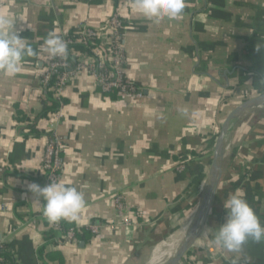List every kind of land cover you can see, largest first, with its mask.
<instances>
[{
	"label": "crops",
	"instance_id": "crops-1",
	"mask_svg": "<svg viewBox=\"0 0 264 264\" xmlns=\"http://www.w3.org/2000/svg\"><path fill=\"white\" fill-rule=\"evenodd\" d=\"M117 11L135 99L101 93L83 72L64 90L62 120L43 119L37 126L43 136H25L21 118L33 119L44 101L40 77L51 58L44 39L74 36L82 24L96 29ZM0 17L36 53L15 76L0 71V244L20 264H150L153 251L192 222L219 120L264 94V0H185L181 15L159 21L136 14L130 0H0ZM250 111L262 125L247 118L255 126L233 132L246 118L237 117L222 145L205 228L179 264H264V239H249L239 252L212 243L226 218L224 202L238 192L264 226V104ZM52 134L64 145L59 183L86 202L78 221L61 220L66 227L119 223L116 196L137 213L131 225L117 231L103 225L98 236L82 229L84 236L69 244L56 245L55 232L48 237L51 222L27 185L45 186L39 168Z\"/></svg>",
	"mask_w": 264,
	"mask_h": 264
},
{
	"label": "built area",
	"instance_id": "built-area-1",
	"mask_svg": "<svg viewBox=\"0 0 264 264\" xmlns=\"http://www.w3.org/2000/svg\"><path fill=\"white\" fill-rule=\"evenodd\" d=\"M80 1V0H73ZM120 13L114 12L100 25L94 29L86 25H80L74 36H64L63 40L67 42V55L71 54L75 58V67L70 68L66 57L50 58L47 63V69L40 77V89L46 90L48 84L53 80L49 89L53 100L58 104V110L47 116L56 123L62 120L61 106L62 97L66 86L79 74L88 73L96 80V86L101 93H114L120 99H135L137 88L130 81L125 73V56L122 41L124 40V26ZM77 46L83 48V51L76 49ZM63 142L57 135L49 136L43 146L42 162L39 168L42 176H45L44 185L51 182H59L62 171L63 161L61 154L63 152ZM114 206L120 219L119 223L108 222L102 225L88 224L78 229H69L64 231L58 223H50V228L57 234V238L52 239L56 245L75 243L77 231L85 229L91 235L98 236L101 226L112 231L118 228L132 224V215L129 207L122 201L121 196L114 198ZM11 257V264H20L10 249L0 244V264H8L5 261L4 254Z\"/></svg>",
	"mask_w": 264,
	"mask_h": 264
},
{
	"label": "clouds",
	"instance_id": "clouds-1",
	"mask_svg": "<svg viewBox=\"0 0 264 264\" xmlns=\"http://www.w3.org/2000/svg\"><path fill=\"white\" fill-rule=\"evenodd\" d=\"M130 3L136 14L156 21L175 18L185 8V0H130ZM41 48L52 58L67 56V42L54 33L48 34ZM34 55L36 53L28 41L6 19L0 17V71L15 76L21 71L25 58ZM27 191L33 199L39 198L43 214L53 224L61 220L78 221L81 210L86 206L83 193L59 182H51L43 187L33 182L27 185ZM223 209L226 218L214 233V245L229 252H239L249 239L256 242L264 239V226L243 192L230 195Z\"/></svg>",
	"mask_w": 264,
	"mask_h": 264
},
{
	"label": "water",
	"instance_id": "water-1",
	"mask_svg": "<svg viewBox=\"0 0 264 264\" xmlns=\"http://www.w3.org/2000/svg\"><path fill=\"white\" fill-rule=\"evenodd\" d=\"M264 103V94L246 100L240 105L233 107L227 111L223 117L217 123L215 128L214 136L212 137L209 145L210 154V168L207 176L208 183V196L203 205L201 213L190 228L187 236L183 239L182 243L178 249L173 253V255L164 264H179L180 261L189 253L190 249L195 245L206 225V221L210 214L215 196L216 190L221 179V149L223 145V126L228 119L237 118L244 116L254 122L262 125V120L256 117L250 111L249 107L253 104Z\"/></svg>",
	"mask_w": 264,
	"mask_h": 264
},
{
	"label": "trees",
	"instance_id": "trees-1",
	"mask_svg": "<svg viewBox=\"0 0 264 264\" xmlns=\"http://www.w3.org/2000/svg\"><path fill=\"white\" fill-rule=\"evenodd\" d=\"M76 49H78L80 51H83V48L80 47V46H77ZM67 59H68L69 64H70V68L73 69L75 67V58L71 54L68 53ZM53 80L54 79H52L50 84H48L47 89L44 91V101H43V106H42L41 112L38 115H36L33 119H29L26 116L25 117L23 116L21 118V121L25 125V127L23 129V130H26V133L24 132L25 136L32 137V138H39L40 136H43L44 135L43 131H41L37 127L38 123L40 121H42L43 119H46L48 115H51V114L55 113L58 110V104L53 100L51 91L49 90L51 88V86H52ZM40 179H41V181H44L45 180V176H42ZM60 225L66 231H67V229L70 228V227H66L64 221H60ZM53 232H54L53 230H49L47 232V235H48L49 238L55 237L54 236L55 233H53ZM82 232H83L82 230L77 231L76 237L80 238V237L84 236L85 233L84 232L82 233ZM78 234L79 235L81 234L82 236H78ZM42 252H43V249H40L39 253H42ZM4 257H5V261L8 264H11V262H12L11 257L7 253L4 254Z\"/></svg>",
	"mask_w": 264,
	"mask_h": 264
},
{
	"label": "bare ground",
	"instance_id": "bare-ground-1",
	"mask_svg": "<svg viewBox=\"0 0 264 264\" xmlns=\"http://www.w3.org/2000/svg\"><path fill=\"white\" fill-rule=\"evenodd\" d=\"M262 104H264V103L253 104V105H251L249 107V109L251 110L252 108H254L256 106H259V105H262ZM237 120H238V118L230 119V121L225 125V127L223 129V140H222L223 143L227 140L228 136L232 132L233 127H234V125H235ZM207 196H208V183L206 182L204 191H203L202 196H201V201H200L199 207L197 209V214H196L195 218L192 220L191 224L189 225L187 231L185 229H182V230L178 231V233H176L174 236H172L168 241L160 244L153 251V255L152 256H157V257H153V259H152L150 264H156L157 262H162V263H158V264H164L168 259H170V257L173 255V253L178 249V246H179V244L181 243V241L183 239L185 231H186V234H185V237H186L188 232H189V230H190V228L192 227V225L194 224L196 219H198V217H199V215L201 213V210L203 208V205H204V203H205V201L207 199ZM172 250H174V251L170 255L163 256V257H158L159 255H166Z\"/></svg>",
	"mask_w": 264,
	"mask_h": 264
},
{
	"label": "rangeland",
	"instance_id": "rangeland-1",
	"mask_svg": "<svg viewBox=\"0 0 264 264\" xmlns=\"http://www.w3.org/2000/svg\"><path fill=\"white\" fill-rule=\"evenodd\" d=\"M254 126H255V124L252 121L248 120L247 118H241V120H239L237 122L233 132H235L237 130H242V129H246L247 131H250V129H252V127H254ZM202 186H203V184H202ZM196 214H197V207L194 210V213L192 214L193 219L195 218Z\"/></svg>",
	"mask_w": 264,
	"mask_h": 264
}]
</instances>
